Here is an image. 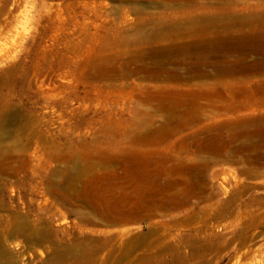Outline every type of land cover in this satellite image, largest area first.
<instances>
[{
    "label": "rangeland",
    "instance_id": "rangeland-1",
    "mask_svg": "<svg viewBox=\"0 0 264 264\" xmlns=\"http://www.w3.org/2000/svg\"><path fill=\"white\" fill-rule=\"evenodd\" d=\"M0 242L264 264V0H0Z\"/></svg>",
    "mask_w": 264,
    "mask_h": 264
},
{
    "label": "bare ground",
    "instance_id": "bare-ground-1",
    "mask_svg": "<svg viewBox=\"0 0 264 264\" xmlns=\"http://www.w3.org/2000/svg\"><path fill=\"white\" fill-rule=\"evenodd\" d=\"M137 212H139V211H137ZM2 249H3V245L0 242V257H1V251H2Z\"/></svg>",
    "mask_w": 264,
    "mask_h": 264
}]
</instances>
